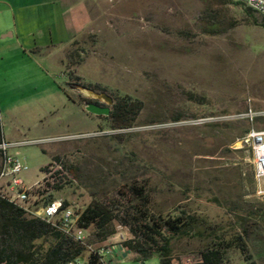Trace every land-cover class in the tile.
<instances>
[{"label": "rangeland", "instance_id": "374dc122", "mask_svg": "<svg viewBox=\"0 0 264 264\" xmlns=\"http://www.w3.org/2000/svg\"><path fill=\"white\" fill-rule=\"evenodd\" d=\"M49 2L0 0L9 13H0V58L1 44L10 48L0 59L2 134L25 143L8 149L26 167L25 187L42 183L43 167L51 177L60 171L66 185L55 198L77 212L93 200L137 205L130 188L145 187L152 212L199 221L174 241L172 257L197 262L245 222L250 254L264 264V223L246 214L264 210V182L251 147L239 143L244 131L264 130V17L254 13L255 25L245 6L222 0H86L92 20L62 44L78 23L59 7L38 18ZM51 38L50 48L32 50ZM124 97L143 104L132 129L111 131L105 116L85 110L87 99L112 110ZM250 111L259 120L242 118ZM41 194L39 205L51 188ZM140 262L125 254L113 264ZM224 264L246 263L232 249Z\"/></svg>", "mask_w": 264, "mask_h": 264}, {"label": "trees", "instance_id": "16d2710c", "mask_svg": "<svg viewBox=\"0 0 264 264\" xmlns=\"http://www.w3.org/2000/svg\"><path fill=\"white\" fill-rule=\"evenodd\" d=\"M222 1L244 6L231 0ZM245 11L252 17L255 13L246 7ZM253 22L259 25L256 18ZM260 26L264 27V21ZM142 108L143 104L138 100L129 97L117 99L110 115L104 119L111 131L129 130L135 126ZM248 132L249 130H246L243 134ZM3 141L0 112V145ZM53 162L65 166L59 156H55ZM47 170V166L41 169L44 173ZM56 174V177H53L54 183H48L51 188L48 201L55 199L54 193L63 190L66 185L59 176L60 171ZM129 192L138 200L137 205L120 209L114 203L93 200L78 213L79 225L88 232L87 244L103 245L117 234V226H121L130 231L131 239L123 245L135 260L140 262L158 257L160 264H170L174 241L195 234L198 219L186 213L156 214L151 210V200L145 187L133 185ZM246 214L250 216L247 220L264 223V210H247ZM240 225L241 229L236 235L219 239L206 248L199 264H224L226 254L232 249L241 253L246 264H258L250 254L246 240L247 224L244 222ZM87 251L85 246L66 237L45 221L27 217L23 209L9 202L0 193V264H68L82 257ZM87 262L100 264L99 258L93 255L88 257Z\"/></svg>", "mask_w": 264, "mask_h": 264}, {"label": "built area", "instance_id": "2783aa9c", "mask_svg": "<svg viewBox=\"0 0 264 264\" xmlns=\"http://www.w3.org/2000/svg\"><path fill=\"white\" fill-rule=\"evenodd\" d=\"M234 3H240L246 8L251 9L256 14L264 17V0H231ZM264 117V114L262 115ZM257 113L250 111L242 116L251 123L257 119ZM240 144L251 147L255 164V179L258 185L264 182V130H250L240 141ZM25 144L22 142L7 143L5 140L0 145V182L7 181V188L0 193L9 202L15 204L24 210L25 214L31 218H39L50 224L57 231L62 232L66 237L87 248L89 256L93 255L99 258L100 264H113L125 254L129 252L124 247V243L131 239V234L128 228H121L117 232L119 239L117 242H107L108 245H88V232L79 225V212L76 211L73 205L69 204L64 198H55L52 201H47L41 205L37 203L39 197H44L41 194L48 189V183L53 184L54 178L51 177L52 171L45 172V178L42 183L33 187L26 188L20 175L26 170L20 161L8 154V149L15 146ZM67 203V204H66ZM106 242V243H107ZM202 262L200 258L197 262H181L175 257H171L170 264H199ZM68 264H82L80 258L70 261ZM140 264H144L140 262Z\"/></svg>", "mask_w": 264, "mask_h": 264}, {"label": "crops", "instance_id": "0c3cea01", "mask_svg": "<svg viewBox=\"0 0 264 264\" xmlns=\"http://www.w3.org/2000/svg\"><path fill=\"white\" fill-rule=\"evenodd\" d=\"M86 0H59V4L57 3V0H50V4L49 5H45L43 6L42 11L40 12L38 18H46L47 14L49 13L48 11H51L53 8L57 10V8L59 7L58 11H61V13L63 12H68V11H72L71 13V17L73 18V20L75 22L78 23V27L75 28V30H70L69 36L67 38H63L61 40V43L64 44H71L73 41L72 39L78 35L80 32H82L85 28L84 25L88 22H90L92 20L91 16H90V11H89V6L83 4V2ZM3 4V3H2ZM4 8H7L4 4ZM4 8H2L3 12L0 10V13L2 12V15L5 18L6 14H9L7 10H5ZM6 11V12H5ZM22 10H20L21 12ZM6 13V14H5ZM6 23H7V19H6ZM0 27H2L0 25ZM72 27V26H71ZM3 31L6 30H2L1 33H3ZM5 36H3L4 38ZM54 44L52 38L50 39L49 42H46L44 45H36L34 48H32L33 51H40V50H44L46 48H50L52 45ZM2 48V52H1V61L4 62V55L6 54V52L9 51V45H3V43L1 44ZM6 56V55H5ZM7 142V141H6ZM7 143H16V142H12V141H8ZM27 217L31 218L29 215L26 214ZM89 257V256H88ZM81 261H85L84 259H82V257H80ZM88 260H86L87 262ZM88 263V262H87Z\"/></svg>", "mask_w": 264, "mask_h": 264}, {"label": "water", "instance_id": "95a60500", "mask_svg": "<svg viewBox=\"0 0 264 264\" xmlns=\"http://www.w3.org/2000/svg\"><path fill=\"white\" fill-rule=\"evenodd\" d=\"M110 101V100H109ZM110 103V102H109ZM85 110L96 116H105L108 117L111 113V108L109 105L101 106L94 102H87L85 105Z\"/></svg>", "mask_w": 264, "mask_h": 264}, {"label": "flooded vegetation", "instance_id": "af4514ba", "mask_svg": "<svg viewBox=\"0 0 264 264\" xmlns=\"http://www.w3.org/2000/svg\"><path fill=\"white\" fill-rule=\"evenodd\" d=\"M87 102H94V103H97L101 106H107V104H105L104 102H100L98 100H91V99H87Z\"/></svg>", "mask_w": 264, "mask_h": 264}]
</instances>
